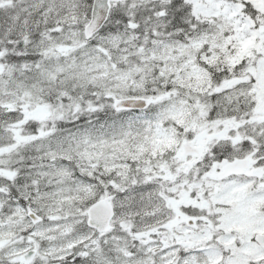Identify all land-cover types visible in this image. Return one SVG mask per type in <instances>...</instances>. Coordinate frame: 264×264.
<instances>
[{"label":"snow or ice","instance_id":"snow-or-ice-1","mask_svg":"<svg viewBox=\"0 0 264 264\" xmlns=\"http://www.w3.org/2000/svg\"><path fill=\"white\" fill-rule=\"evenodd\" d=\"M0 264H264V0H0Z\"/></svg>","mask_w":264,"mask_h":264}]
</instances>
